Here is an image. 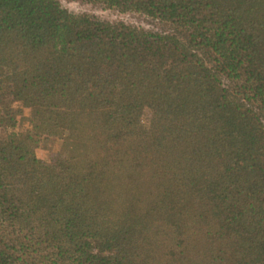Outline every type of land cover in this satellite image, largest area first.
<instances>
[{
    "label": "trees",
    "instance_id": "1",
    "mask_svg": "<svg viewBox=\"0 0 264 264\" xmlns=\"http://www.w3.org/2000/svg\"><path fill=\"white\" fill-rule=\"evenodd\" d=\"M88 1L0 0V264H264V0Z\"/></svg>",
    "mask_w": 264,
    "mask_h": 264
},
{
    "label": "rangeland",
    "instance_id": "2",
    "mask_svg": "<svg viewBox=\"0 0 264 264\" xmlns=\"http://www.w3.org/2000/svg\"><path fill=\"white\" fill-rule=\"evenodd\" d=\"M60 3L74 14H91L100 20L109 23H124L126 25L135 26L143 29L164 30L166 27L150 17L128 12L122 13L113 8H108L100 2L88 0H59ZM14 106L21 107V113L17 117V123L13 128L15 132H21L28 128V117L30 115V108L21 106L15 103ZM150 118V111L146 109L143 113V123H148ZM7 131L0 128V137L5 136ZM62 140L55 137L45 138L41 140L38 147L35 149L36 156L43 161H51L55 154L60 150Z\"/></svg>",
    "mask_w": 264,
    "mask_h": 264
}]
</instances>
